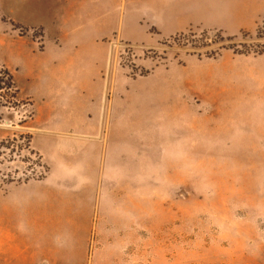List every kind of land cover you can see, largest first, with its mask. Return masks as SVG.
<instances>
[{
    "label": "rangeland",
    "instance_id": "rangeland-1",
    "mask_svg": "<svg viewBox=\"0 0 264 264\" xmlns=\"http://www.w3.org/2000/svg\"><path fill=\"white\" fill-rule=\"evenodd\" d=\"M107 1L0 0V264H264V0ZM91 27L82 109L46 66Z\"/></svg>",
    "mask_w": 264,
    "mask_h": 264
},
{
    "label": "crops",
    "instance_id": "crops-1",
    "mask_svg": "<svg viewBox=\"0 0 264 264\" xmlns=\"http://www.w3.org/2000/svg\"><path fill=\"white\" fill-rule=\"evenodd\" d=\"M110 3H112V10H111V15H112V13H115V0H111ZM81 4L78 5V3L76 2L74 5V10L72 9L70 11V13H72V15L70 16L72 17V19H74V17L80 14L79 8H81L80 7ZM103 13L101 16L105 18V16L107 15V19L110 22L109 20L110 13H104V14ZM109 28H107V31L109 30ZM240 28L233 30L230 29L229 31L227 30L226 31L230 34H236L241 30ZM76 29L77 30L74 33L78 34L77 32H79L82 29V27H78ZM105 32L100 28L91 27V29H89L86 32V35L83 37L81 36V39L78 40V38L71 39V37L73 38V36H77V35H72V33L69 31H62L60 33L61 43L60 45H58L59 48L52 49V51L56 52V54L54 55V58L50 57L48 62L49 64H47L46 66V68L49 69V73L45 76V78L47 81L49 80L54 81L53 87L55 84H59V83L73 84V92L75 94V99L77 98L80 100L79 105H81L82 109L84 108V106L89 105V103L92 100H96V103H98L101 102L102 99L101 93L99 92V86H97V84H99L98 74H99V65L101 63V61L97 57V50H98L97 41L99 40L98 39L99 36ZM176 32H178V30L167 33L166 36H171ZM0 43L3 44V38H0ZM68 47H72L74 50L76 49L77 50L74 51L75 53L72 54L69 57V59H66V61L61 62L60 61L61 59L67 57ZM84 47L87 48L88 52L84 53L83 56L82 50L84 49ZM82 56L85 59H83ZM75 58L79 61L78 63L75 61ZM57 89L58 87H54V91H56ZM67 96L68 95H64L63 97L67 99ZM92 104L94 105V101ZM71 106L73 107V105ZM80 178L82 179L81 184H82L84 196L86 194L87 196L86 200H90V202L88 203L89 205L90 203H92L91 215H89V217H91L93 216L95 211L99 210L101 203L100 202L101 191H100V185L98 183V175L96 178L93 179L88 171H83L81 173ZM30 225H33L34 228H37V227L47 226L48 224L45 215L44 214L40 215L38 213L37 216L33 218L32 224Z\"/></svg>",
    "mask_w": 264,
    "mask_h": 264
},
{
    "label": "trees",
    "instance_id": "trees-1",
    "mask_svg": "<svg viewBox=\"0 0 264 264\" xmlns=\"http://www.w3.org/2000/svg\"><path fill=\"white\" fill-rule=\"evenodd\" d=\"M263 48V47H262ZM9 81L11 82V88H14V86H13V84H12V79L11 78H9ZM5 149H7V145H4V143H3V141L2 140H0V165H2L3 163H2V158H3V154L5 153ZM0 176H2V173H1V169H0ZM29 181V179H26V182H28Z\"/></svg>",
    "mask_w": 264,
    "mask_h": 264
}]
</instances>
